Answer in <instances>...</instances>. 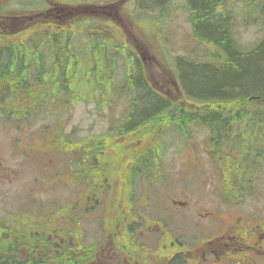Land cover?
Listing matches in <instances>:
<instances>
[{
    "label": "trees",
    "instance_id": "16d2710c",
    "mask_svg": "<svg viewBox=\"0 0 264 264\" xmlns=\"http://www.w3.org/2000/svg\"><path fill=\"white\" fill-rule=\"evenodd\" d=\"M4 1L1 15L14 11L7 7L12 0ZM175 1L128 0L122 6L128 22L138 23L137 32L150 37L146 18L155 12L168 18L167 11L174 7ZM178 1L190 13L188 22L192 39L196 41L191 48L195 51L207 45L214 57L177 56L173 70L160 50L166 68H173L178 83V90L171 96L152 87L135 52L122 39L121 28L107 19L74 17L64 23L42 22L13 34H0V117H5L4 120L10 118L20 123L27 120L28 124L35 125L37 120H47L46 116L57 108H72L87 97L98 102L99 107L106 105V101L110 103L118 90L125 99L123 114L113 119L115 125L91 141L86 138L73 141L70 134L64 136V124L43 123L41 138L52 149L51 155L60 158L66 166L75 157L77 175L83 179L85 175L90 176L91 180L77 182L75 187L66 190L77 192L75 203L30 204L27 210L19 209L17 216L14 210L6 211L0 219V264H75L74 256L82 257L80 264H124L121 251H130L126 245L136 243L131 251L142 255L138 246L144 244L146 233H134L140 210L135 211L129 205L138 196L139 181L157 180L161 176V153L166 150V137L175 132L186 135L191 123L209 128L213 137L218 103H238L236 110L240 111L248 109L242 103L258 100L264 107V90L257 91L246 84L248 74L243 68L250 51L260 42L243 46L234 18V13H243L247 8V14L254 15L264 30V3L257 0H237L232 4L227 0ZM157 24L152 20L153 27ZM158 35L154 36L159 38ZM118 68H121V87L117 85ZM242 132L231 133L237 136ZM236 136L226 140L232 142ZM12 141L16 147L20 138ZM214 142L209 140L211 155L215 154ZM24 149L32 150L33 146ZM218 153L223 156L225 152ZM144 193L143 188L142 200L146 197ZM79 200L84 202L81 204ZM94 209L100 211L98 225H103L100 226L104 235L114 229L124 240L117 243L118 250L108 260L98 242L92 246L77 238L86 234L80 217L84 218L85 213ZM9 222L11 228L6 226ZM141 225L140 231L148 229V224ZM70 242L75 247L73 252L67 251Z\"/></svg>",
    "mask_w": 264,
    "mask_h": 264
},
{
    "label": "rangeland",
    "instance_id": "374dc122",
    "mask_svg": "<svg viewBox=\"0 0 264 264\" xmlns=\"http://www.w3.org/2000/svg\"><path fill=\"white\" fill-rule=\"evenodd\" d=\"M233 1L237 0H228V2L231 4ZM258 1H260L261 4L264 3V0H257L256 2ZM62 2L69 4L92 3L86 1H79L75 3L67 1ZM174 3V7H171V10L167 11V14H169L168 18L165 19L164 16L166 14L160 15L158 12H155L151 17L146 18L149 22H147L146 26L150 28V30L148 29L150 37H147L152 38L155 34H159V38L155 37L154 39V42L157 44V46H152L149 41L150 39H141L142 35L140 34L136 37V40L149 55L146 57L144 62L151 67L146 69L145 73L149 77L152 85H154V87L157 89L162 87L159 84V80H162L165 75L162 70H160V68L165 67V65L163 64L159 66L160 61L153 60L154 56H156V52L153 50L158 48L159 50H162L165 53L164 56H166V59L168 60L167 64L170 62L173 68L176 66L174 58L177 56L205 59L214 57L207 45H202L201 48L195 49V51L194 47L191 48L192 44L196 45V41H194L191 36L188 22L190 13L187 12V10L184 11L181 8L178 0ZM248 3H250V1H248ZM45 6L44 0H12V2H10L7 7L8 9L20 8L22 10H41ZM54 7L55 9L51 12V15H48V20L46 22H51V19L60 14L59 6L54 5ZM242 12L243 13H234L239 41L243 46H249L255 42H260L256 44L252 52L250 51L249 54L251 56L247 60L246 65L243 67L248 74L246 84L250 87H254L257 91L264 90V83H261L264 75V30H262L254 18V15L249 16V14H247V8L243 9ZM23 16L31 15L22 13L20 19H22ZM34 18L35 17H30L28 20L20 21L14 18L7 19V22L9 23L5 25V28L12 31L17 27L26 24L27 26L31 27L32 25L38 24L39 22L38 19ZM70 18L73 17H68L66 21ZM152 20H155V23H158L157 27H153L151 25ZM244 21L247 23H244ZM128 23L131 24L130 22ZM143 23L146 24L145 22ZM135 25L137 26L136 23ZM132 30L134 29L132 28ZM193 51L195 53L202 52L196 55ZM120 69L121 68H118L117 70L118 87H121L122 76L120 74L121 71H119ZM173 70H175V68ZM174 78L176 79V76ZM124 102L125 99L118 90L117 94L111 99L110 103L106 101V105L103 107H99L97 105L98 102L92 101L87 97L84 100L77 102L72 108H57L51 112V114L46 116L48 117L47 120H37L35 125L33 122L28 124L27 120H23V123H20V121L18 122L13 120L5 121V117H0V164L1 166H4L6 170L12 175L11 178L6 179L16 181V188L12 191H9L5 188L4 182H0V217L6 212L11 204L15 206L17 199L23 197L22 193L30 194V196L33 195L43 197V199L40 201L41 203L50 198L49 189L44 190L37 188L39 182H41L40 178L45 177L43 170L47 169L46 161L52 153V149L41 138V131L43 129L42 125L44 122H47L50 126L52 124L55 126H59L58 124H64L63 135L66 136V134H70L69 137L73 141L77 140L78 138H86L87 140L91 141L94 137L100 134H105L104 132L109 127L115 125L116 122L113 121V119L120 118L123 114L122 109ZM253 109L255 111H260L259 109L256 110V108ZM261 111L262 112H256L254 116H258L259 119L264 117V110ZM236 117H244L243 112H240ZM12 121L13 124L10 126L9 123ZM247 124L248 122L244 123L238 121L234 123L233 126L237 127V129H242L245 128ZM31 126L34 127L29 128ZM189 126L190 127L187 129L188 133L186 135L170 134L168 137H166V150L161 153L163 164L161 176H159L157 180L146 181L147 178H145V180L139 181L137 186V195L139 197L136 196V200H133V204L129 205L130 207L134 208L135 211L140 210V213L138 214L140 218L136 219L137 224L142 223L143 226L145 224H149L154 212L156 216L161 219L162 216L158 210H163L170 200L191 201L192 198L210 199L213 196H217L216 193L219 192L217 186L219 183L218 181L220 179L222 180L225 175V171L220 170L218 166L223 167L224 165L220 161L216 162L217 153L214 155L210 154L207 133L200 127H197L196 123H191ZM252 126H254L256 130L252 137L247 133H241L238 139L235 141L237 146H231L235 155L242 154L243 156V154H245L244 150L248 148V146H252V144L254 146L259 145L260 149L262 147L264 153V119L262 122L260 121L259 125H257L256 122V124L252 123ZM71 135H73V138H71ZM231 136L234 138L236 135L232 133ZM15 137L21 138L16 147L12 143V139ZM246 144L248 146H246ZM29 146H33V149H24ZM22 153L28 154L22 155ZM205 153L207 155L210 154L213 157H210V155L206 157L204 155ZM233 153L231 155H226V153H224L225 156L223 155L222 158L225 160H227V158L232 159L233 163L231 164L237 163L242 165L231 157L234 155ZM42 160L44 162L41 163ZM228 163L229 162H226L225 164ZM243 166L245 165L243 164ZM110 173H113V171H110ZM60 179L63 180L62 177ZM253 181L264 183V164L260 170H258V173L256 174V177L253 179ZM116 185L119 186L120 182L117 181ZM143 188L145 190L146 197H144L142 200L140 197L142 195ZM20 191H22V193ZM253 191H261L260 196H264V188L247 189L244 191V196L246 197L247 194H250ZM227 192L234 193L232 189H227ZM62 194L63 193L61 189H56L52 195L59 196ZM82 198L83 195L81 194L80 199ZM79 202L82 204L84 201L79 200ZM101 207L103 206H98V208ZM99 213L100 211L94 209L91 212L85 213L84 218L82 216L80 217V220L83 221V231L86 234H80L77 236L79 242L85 241V243L92 246H95L96 242H98L100 248L107 249L108 247H111L114 250H118L117 243H121L124 240L120 239L114 229L109 230L104 235V231L101 227L103 225H98V222L101 221ZM52 220H54V218H52ZM174 226L177 229L180 227V225L176 224H174ZM86 229L88 230V233L86 232ZM113 233L116 236H112ZM136 244H132L128 247L126 245V249L130 250L127 252L140 261L142 255L140 253L136 254L131 251ZM90 250H92V248H89V251ZM67 251H75L73 243H69ZM73 259L77 260V263L75 264H80L82 257L74 256ZM50 261L54 262L53 258H51Z\"/></svg>",
    "mask_w": 264,
    "mask_h": 264
},
{
    "label": "flooded vegetation",
    "instance_id": "af4514ba",
    "mask_svg": "<svg viewBox=\"0 0 264 264\" xmlns=\"http://www.w3.org/2000/svg\"><path fill=\"white\" fill-rule=\"evenodd\" d=\"M141 56L144 59V53ZM147 67L151 66L147 65ZM163 82L166 83L165 78ZM163 82L159 80V84ZM170 83L171 81H169V86L166 84L162 91L166 96H171L178 90ZM242 104L248 106V109L237 111L236 107L239 104L235 102L216 104V119L214 120L216 127L213 129V137L210 135L209 128L196 124L207 133L208 146L209 140L215 141L214 144L212 143L215 153L224 150L226 155H231L233 153L231 146H237L235 141L240 136V134L237 135L236 140L232 142L228 141L227 138H232L231 132L244 131L242 133H247L252 137L256 130L251 123L256 124L257 122L259 125L260 121H263L264 117L259 119L258 116H254L256 112H262L261 110L264 109L262 101H249ZM253 108L260 111H255ZM237 112H243L247 116L237 118ZM7 120L12 119L6 118L5 121ZM13 121L9 123L10 126ZM238 121L248 122V124L242 128L243 130L237 129L233 124ZM176 134L178 135V133ZM246 146L248 145L246 144ZM262 149L259 145L252 144L244 150L243 156L233 153L234 155L231 157L242 165L231 164L233 163L232 159L225 160L221 155H217L216 162L220 161L224 165L218 167L225 171V175L228 174L218 181L217 196L210 199L192 198L191 201L170 200L163 210H158L161 213V219L154 212L148 229L143 231L139 230L141 223L137 224L136 221L137 228L134 233L137 231L140 234L146 233L144 245L138 246L142 251V257L139 261L129 252L122 250L121 259L124 264H264V196H260L261 191H253L246 197L244 196V191L247 189L264 188V183L253 181L258 170L264 164ZM204 155L207 157L210 154L205 153ZM210 157L213 156L210 155ZM42 162L44 161L42 160ZM76 162L74 157L66 166L60 158L53 155L47 158V169L43 170L45 177L40 178L41 182L37 188L49 189L50 198L46 200L48 204L75 203L77 192L74 189L69 192L66 190L75 187L77 182L87 183L91 180L90 176L85 175L83 179L82 175H77ZM226 162L229 163L225 164ZM11 177L12 175L0 164V182H4L5 188L9 191L16 188V181L6 179ZM61 177L63 180L60 179ZM56 189H61L63 194L52 195ZM227 189H232L234 193L227 192ZM20 192L22 193V191ZM22 195L23 197L17 199L15 206L11 204L6 211L14 210L15 216H17L19 209L27 210L29 204L41 203L40 201L43 199V197L30 196V194L22 193ZM174 224L180 225L179 229ZM6 226L11 228V222ZM116 251L108 247L103 249V256L108 260ZM164 253L167 254L166 258L165 255L163 256Z\"/></svg>",
    "mask_w": 264,
    "mask_h": 264
},
{
    "label": "bare ground",
    "instance_id": "6f19581e",
    "mask_svg": "<svg viewBox=\"0 0 264 264\" xmlns=\"http://www.w3.org/2000/svg\"><path fill=\"white\" fill-rule=\"evenodd\" d=\"M228 1V0H227ZM251 2V1H250ZM173 5V4H172ZM222 5V4H221ZM220 6V5H219ZM185 9V8H184ZM192 13V12H191ZM235 20V19H234ZM239 46V45H238ZM240 49V48H239ZM106 60V59H105ZM101 65V64H100ZM28 66V65H27ZM86 67V66H85ZM129 67V66H128ZM92 69V68H91ZM101 71V70H100ZM62 72V71H61ZM10 73V72H9ZM102 74V73H101ZM40 76V75H39ZM126 84V83H125ZM61 86V85H60ZM133 98V97H132ZM95 99V98H94ZM129 119V118H128ZM263 139V138H262ZM247 159V158H246ZM134 174V173H132Z\"/></svg>",
    "mask_w": 264,
    "mask_h": 264
},
{
    "label": "water",
    "instance_id": "95a60500",
    "mask_svg": "<svg viewBox=\"0 0 264 264\" xmlns=\"http://www.w3.org/2000/svg\"><path fill=\"white\" fill-rule=\"evenodd\" d=\"M174 83V82H173ZM175 84V83H174Z\"/></svg>",
    "mask_w": 264,
    "mask_h": 264
}]
</instances>
